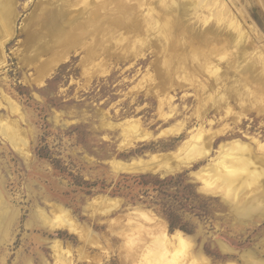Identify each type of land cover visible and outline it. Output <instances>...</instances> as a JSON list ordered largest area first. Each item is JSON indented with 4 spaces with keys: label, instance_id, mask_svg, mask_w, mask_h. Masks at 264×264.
<instances>
[{
    "label": "rangeland",
    "instance_id": "374dc122",
    "mask_svg": "<svg viewBox=\"0 0 264 264\" xmlns=\"http://www.w3.org/2000/svg\"><path fill=\"white\" fill-rule=\"evenodd\" d=\"M152 1H74L69 24L97 9V25L44 75L53 52L26 54L46 1L12 0L15 34L0 47V264H147L163 232L190 242L170 247L173 264H264V0H206L196 14L178 0L182 12L156 27L141 12ZM221 2L232 17L216 19ZM239 25L252 60L235 44Z\"/></svg>",
    "mask_w": 264,
    "mask_h": 264
},
{
    "label": "bare ground",
    "instance_id": "6f19581e",
    "mask_svg": "<svg viewBox=\"0 0 264 264\" xmlns=\"http://www.w3.org/2000/svg\"><path fill=\"white\" fill-rule=\"evenodd\" d=\"M16 1V0H15ZM46 1V4H44L43 2L41 3V5L42 4H44L42 7H40V10H39V12H38V14H37V12H36V15H34V16H36L35 17V19L36 20H39V22H40V26L38 27V28H35L34 30H32V32L29 34V36H28V40H27V42H29V43H32L33 42V46H34V49L32 50V51H30V53H27L26 54V56L27 55H30V56H32V55H38V56H40V55H42L45 51H51V52H53V54H52V56L50 57V58H48V65L46 66V68H43L44 70L42 71V74H46L49 70H53V68H54V66L55 65H57V63L58 62H60L61 60H63V59H66L68 56H69V54H70V52H71V50H72V48H74L76 45H78L79 43H80V41H79V39H78V37H79V32H80V30L79 29H81V30H84L85 29V27L86 26H90V27H93V26H96L97 25V23H95V20L93 19L94 17V15H95V13L97 12L96 10H95V13L94 12H92L91 11V13H89V15H87V17L85 18V19H83V21H82V24L81 23H77V22H75V24H73V25H70L71 23V21H73V19L72 18H70V14H69V8L71 7V6H73V3H74V1H78L77 3H79V1L80 2H84L85 4L86 3H90V2H93V1H96V0H45ZM97 1H99V0H97ZM149 0H146V2H148ZM216 1V0H215ZM108 2V1H107ZM105 3V4H109V3ZM109 2H110V0H109ZM122 2V1H121ZM154 2H157V1H152V3H151V5L150 6H148V10H143V11H141L142 12V15L143 16H145L146 18H150V22L151 23H153L152 24V26L153 27H156L155 26V19H158V18H163L162 16H168L167 17V19L166 18H163V19H166V20H168V19H170V15L172 14L173 16H174V11H175V9L176 10H179L180 11V13L182 12V7L180 6V4H179V2H178V0H162L161 1V9L160 10H158V7L156 6V4L154 3ZM160 2V1H159ZM158 2V3H159ZM187 2V4H186V6L184 7V9L183 10H187V12H189V9L190 10H192V11H194V14H196V13H198V11H202V13H203V10H202V8H203V4L204 3H207L206 2V0H187L186 1ZM103 3H104V1H103ZM110 3H112V2H110ZM123 3V2H122ZM213 3H216V5L218 4L217 3V1L216 2H213ZM14 2H12V0H0V33L1 32H3L4 31V37L2 38L1 36V38L2 39H0V47L4 50V47H5V44H6V40L10 37H12V36H14V34H15V32L12 30V27L10 26V25H12L13 24V19L12 18H16V13H15V10H16V5L14 6ZM105 4H103L104 6H105ZM183 4V3H182ZM223 4V5H222ZM18 5V4H17ZM110 5V4H109ZM113 5V7H116V5L114 6V4H112ZM215 5V4H214ZM213 5V6H214ZM101 6V5H100ZM118 6V5H117ZM121 6V5H120ZM127 6V5H126ZM254 5H252L251 6V8H250V11H251V9H252V7H253ZM98 7V6H97ZM96 7V8H97ZM124 7V6H123ZM123 7H121L122 9H123ZM138 7V6H137ZM159 7H160V5H159ZM188 7H189V9H188ZM210 7V6H209ZM53 8H55V9H53ZM106 8V7H105ZM109 7H107V10H109L108 9ZM117 8H119V7H117ZM208 8V7H207ZM206 8V10H207V12H210L211 14H212V12L210 11V10H208ZM53 9V10H52ZM95 9V8H94ZM101 9L103 10L104 8L103 7H101ZM112 11H114V9L113 8H110ZM106 10V9H105ZM118 10V9H117ZM125 10V9H124ZM128 11H129V9H127ZM90 11V10H89ZM116 11V10H115ZM138 11V10H137ZM205 11V10H204ZM232 10L230 9V10H228L227 9V7L224 5V3H222L221 2V7H219L216 11H215V13L216 12H218V13H220L221 14V17L219 16V14L218 15H216V19H219V18H221V19H223V15L224 14H229V15H231V17H232V12H231ZM77 12V11H76ZM83 12V11H82ZM86 12H87V10H86ZM100 12V11H99ZM136 12V11H135ZM140 12V13H141ZM144 12H146V13H144ZM78 13V12H77ZM110 13H115V12H110ZM125 13V12H124ZM131 13V12H130ZM130 13H125L126 15H123V19H124V21H125V23H126V21L128 20V18H127V15L128 14H130ZM164 13V14H163ZM177 13V12H176ZM179 13V12H178ZM104 14V13H103ZM108 14V13H107ZM121 14V13H120ZM183 14V13H182ZM190 14V13H189ZM67 15H69V16H67ZM160 15H162V16H160ZM198 15V14H197ZM235 14H233V19H236L237 18V16L235 17L234 16ZM80 17V16H79ZM84 17V16H83ZM141 17V16H140ZM199 17V16H198ZM225 17V16H224ZM230 17V18H231ZM252 17L253 18H250V19H253L254 20V14L252 15ZM32 18H33V15H32ZM78 18V17H77ZM108 18H109V15H108ZM111 18H112V16H111ZM114 18V17H113ZM112 18V19H113ZM171 18H172V16H171ZM178 18H179V15H178ZM257 18V17H256ZM81 19V18H80ZM107 19V18H106ZM130 19V18H129ZM162 19V20H163ZM181 19V18H180ZM187 19V18H186ZM205 19V18H204ZM220 19V20H221ZM227 20H228V18H226ZM226 19H224V20H226ZM232 19V18H231ZM232 19V21H234ZM250 19H247V20H249L250 21ZM159 20V19H158ZM172 20H173V18L170 20V22L168 21V24L167 25H165L162 21H161V24L163 23L166 27L168 26L169 27V25H173L175 22H176V20H175V22L174 23H172L171 24V22H172ZM223 20V21H224ZM78 21V20H77ZM165 21V20H164ZM178 21V20H177ZM254 21H256V20H254ZM181 22H182V19H181ZM222 22V21H221ZM220 22V23H221ZM229 22H230V20H229ZM70 23V24H69ZM98 23H100V21H98ZM159 23V22H158ZM157 23V24H158ZM170 23V24H169ZM178 23V22H177ZM187 23V22H186ZM257 23V21L255 22V24ZM107 24V23H106ZM156 24V25H157ZM163 24L162 25H160V23H159V25H160V27H162L163 26ZM176 24V23H175ZM175 24L172 26V27H174L175 26ZM230 24V23H229ZM232 24V23H231ZM240 24V23H239ZM38 25V24H37ZM105 25V24H104ZM121 25H123L122 23H121ZM127 25V24H126ZM179 25H180V22H179ZM233 25V24H232ZM254 25V24H253ZM257 25H259V24H257ZM102 27V25H99L98 26V28L99 27ZM165 26H163L164 28H165ZM206 26H207V24H206ZM100 27V28H101ZM150 28H151V26H149ZM148 27V28H149ZM163 27L161 28L162 30H163ZM236 27V26H235ZM181 28V27H180ZM215 28V27H214ZM213 28V29H214ZM234 28V27H233ZM29 29V28H28ZM95 29V28H94ZM104 29H105V31H107V30H115V27L114 26H111V23H110V25H106L105 27H104ZM153 29V28H152ZM159 29V28H158ZM167 30H168V28H166ZM165 29V30H166ZM175 29V28H174ZM188 29V28H187ZM217 29V28H216ZM215 29V30H216ZM225 29V28H224ZM237 29H239L237 32H233V33H231V35L233 34V37H234V40H235V44L241 49V51L243 52H241L242 54H244V57H248L249 58V60H252L251 58L253 57V55H252V53H254L253 51H255V50H253L252 52H250V49L252 48L253 49V47H256V44H255V42H254V39H253V37L252 36H250L249 35V33L243 28V26L242 25H239V28L237 27ZM92 30V29H91ZM101 30V29H100ZM155 30V29H154ZM166 30V31H167ZM170 30H172V29H170ZM205 30H207V29H205ZM204 30V31H205ZM233 30H236V29H233ZM253 30V29H252ZM87 31V30H86ZM85 31V32H86ZM88 31H90V30H88ZM94 31V30H93ZM99 31V30H98ZM97 31V32H98ZM153 31V30H152ZM158 31V30H157ZM196 31V30H195ZM212 31V30H211ZM221 32H222V30H220ZM220 31L218 32V31H216V32H218V33H220ZM127 32V31H126ZM162 32V31H161ZM164 32V31H163ZM170 32V31H169ZM174 32H175V30H174ZM187 32H189V31H187ZM202 32V31H201ZM81 33V32H80ZM109 33H111V32H109ZM115 33V32H114ZM129 33V32H128ZM168 33V32H167ZM167 33H166V36H167ZM190 33V32H189ZM193 33V32H192ZM229 33V32H228ZM262 33V32H261ZM264 33V32H263ZM262 33V35H264ZM86 34H88V33H86ZM123 34V33H122ZM121 34V35H122ZM170 35H171V38L172 37H174L173 36V34H172V31L169 33ZM175 34V33H174ZM212 34V33H211ZM221 34V33H220ZM224 34V33H223ZM260 34V33H259ZM84 35V34H83ZM96 35V34H95ZM164 36H165V34H163ZM162 35V36H163ZM194 35V34H193ZM215 35V34H214ZM222 35V34H221ZM230 35V36H231ZM262 35H260L261 37H264V36H262ZM161 36V37H162ZM216 36V35H215ZM105 37V36H104ZM168 37V36H167ZM232 37V36H231ZM163 38V37H162ZM167 39V38H166ZM173 39V38H172ZM172 39L170 40V38H169V40H168V42L169 41H172ZM174 39H175V37H174ZM180 38H178V40H179ZM202 39V38H201ZM213 39V38H212ZM220 38H218V40H219ZM233 39V38H232ZM109 40V39H108ZM126 40V39H125ZM184 40V39H183ZM203 40V39H202ZM223 40V39H222ZM230 40V39H229ZM229 40H226V42L225 43H227V41H229ZM234 40H232V44H233V41ZM79 41V42H78ZM131 41V40H130ZM133 41H135V40H133ZM165 41V40H164ZM125 42V41H124ZM166 42V41H165ZM167 42V43H168ZM223 42V41H222ZM26 43V42H25ZM123 43V42H122ZM228 43H230V41L228 42ZM81 44V43H80ZM25 45V44H24ZM173 45V44H172ZM229 45V44H228ZM197 46V45H196ZM195 47V46H194ZM235 47V46H234ZM251 47V48H250ZM126 48V47H125ZM236 48V47H235ZM75 49V48H74ZM138 49V48H137ZM1 50V49H0ZM25 48H23L22 49V51L21 52H25ZM199 50V49H198ZM233 50V49H232ZM122 51V50H121ZM201 50H199V52H200ZM234 51V50H233ZM238 51H240V50H238ZM237 50H236V52H238ZM257 52H258V50H256ZM94 50H92V54L94 55L95 53H97V51L96 52H94ZM259 52H260V49H259ZM49 53V52H48ZM261 53V52H260ZM91 54V55H92ZM194 54V53H193ZM199 54V53H198ZM236 54V53H235ZM239 54H240V52H239ZM239 54L237 55V57H239L240 58V56H239ZM44 55V54H43ZM258 55H259V53H258ZM258 55H256L257 57H258ZM205 56V55H204ZM259 56H262V54H260ZM23 57H24V55H23ZM207 57H209L208 55H207ZM233 57V56H232ZM235 57V56H234ZM263 57V58H262ZM261 58L262 59H264V56H262ZM25 58V57H24ZM40 58V57H39ZM92 58V57H91ZM202 58H204V57H202ZM201 58V59H202ZM199 59V58H198ZM201 59H200V61H201ZM206 59H208V58H206ZM233 59V58H232ZM32 60V59H31ZM90 60V59H89ZM204 60V59H203ZM211 60V59H210ZM237 60H239V59H237ZM254 60V59H253ZM255 60H256V57H255ZM259 60V59H258ZM106 61V60H105ZM208 61H209V59H208ZM234 61H235V58H234ZM263 61V60H262ZM229 62H231V60L229 61ZM236 62V61H235ZM264 62V61H263ZM97 63V62H96ZM99 63V62H98ZM100 63H101V61H100ZM103 63V62H102ZM101 63V64H102ZM106 63H107V61H106ZM105 63V64H106ZM202 63H203V61H202ZM206 63V62H205ZM209 63V62H208ZM207 63V64H208ZM234 63V62H233ZM262 63V62H261ZM105 64H103V65H105ZM231 64V63H230ZM37 65V64H36ZM234 64H232V66H233ZM96 66H97V64H96ZM229 66H231V65H229ZM37 67V66H36ZM105 68V67H104ZM103 68V69H104ZM51 70V71H52ZM98 70H100V68H97V71H96V73L98 72ZM101 70H102V68H101ZM100 70V71H101ZM253 70V69H252ZM258 70V69H257ZM254 71V70H253ZM251 72V71H250ZM94 73V72H93ZM251 74H252V72H251ZM47 75H48V73H47ZM264 76V75H263ZM43 77H45V76H43ZM253 77V76H252ZM251 77V78H252ZM217 78V77H216ZM218 79V78H217ZM255 79H256V77H255ZM253 81H254V79H253ZM244 83V82H243ZM250 83V82H249ZM262 83H264V82H262ZM256 84V83H255ZM251 87H253V86H251ZM261 87H264V84H263V86L261 85ZM263 90H264V88H263ZM238 91V90H237ZM236 92V91H235ZM262 92V91H261ZM243 93V92H242ZM242 93H240V94H242ZM255 93V92H254ZM233 94V93H232ZM237 94V93H236ZM262 95V94H261ZM264 96V95H263ZM262 96V97H263ZM262 97H260V98H262ZM255 98H257V97H255ZM262 99H264V97L262 98ZM254 102V101H253ZM169 131V130H168ZM212 132V131H211ZM191 139V138H190ZM19 140V139H18ZM195 140V139H194ZM15 141V140H14ZM200 141V140H199ZM190 142V141H189ZM192 142V141H191ZM190 142V143H191ZM194 142V141H193ZM192 142V143H193ZM208 142H210V141H208ZM198 143V142H197ZM194 144V143H193ZM234 144V143H233ZM240 144H242V143H240ZM239 144V145H240ZM183 145H187V144H184L183 143ZM189 146L191 145V144H188ZM207 145H209V144H207ZM231 145V144H230ZM244 145V144H243ZM182 146V145H181ZM193 146V145H192ZM205 146V145H204ZM211 146V145H210ZM234 146V145H233ZM236 146H238V145H236ZM241 146V145H240ZM239 146V147H240ZM245 146V145H244ZM206 147V146H205ZM231 147V146H230ZM181 148V147H180ZM187 148H189L188 146H187ZM241 148H242V146H241ZM262 148L264 149V144L262 145ZM182 150H183V147L181 148ZM197 149V148H196ZM195 149V150H196ZM199 149H200V147H199ZM226 149V148H225ZM229 149V148H228ZM193 150V149H192ZM232 150V149H231ZM235 150V149H234ZM185 151V150H184ZM230 151V150H229ZM180 152V151H179ZM183 152V151H182ZM182 152H180V153H182ZM236 151H234L233 153H235ZM253 152V151H252ZM228 152H226V154H227ZM241 153H243V152H241ZM167 154V153H166ZM179 153H177V155H178ZM183 154V153H182ZM236 154V153H235ZM173 155H176L175 153H173ZM181 155V154H180ZM198 155H201L200 153L198 154ZM207 155V154H206ZM230 155H232L233 156V154H230ZM229 154H228V156H230ZM170 156V155H169ZM221 156V155H220ZM232 156L231 157H229V158H232ZM235 157H236V155H234ZM244 156V155H243ZM250 156V155H249ZM163 157H164V155H163ZM162 157V158H163ZM167 157V156H166ZM174 157V156H173ZM196 157V156H195ZM200 157V156H199ZM204 157V156H203ZM245 157V156H244ZM156 158H158V157H156ZM155 158V159H156ZM160 158H161V156H160ZM160 158H158V159H160ZM181 158V157H180ZM180 158H179V156H178V160H180ZM189 158V157H188ZM201 158V157H200ZM226 158V157H225ZM255 158V157H254ZM191 159H193V158H191ZM241 159H242V157H241ZM249 159V158H248ZM149 160V159H148ZM185 161L187 160V159H184ZM184 160H183V162H184ZM190 160V159H189ZM188 160V161H189ZM246 160V159H245ZM251 160V159H250ZM256 160V159H255ZM156 161H157V159H156ZM159 161V160H158ZM169 161V160H168ZM171 161V160H170ZM191 161V160H190ZM221 161V160H220ZM234 161V160H233ZM239 161H240V156H239ZM253 161V160H252ZM252 161H240V162H243V163H249V162H252ZM141 162V161H140ZM142 162H144V161H142ZM154 162V161H153ZM182 162V163H183ZM225 163V161L224 160H222V163ZM227 162V161H226ZM163 163V162H162ZM171 163V162H170ZM177 162H175V164H176ZM184 163H186V162H184ZM254 163V162H253ZM256 163V162H255ZM135 164H137V163H135ZM145 164V163H144ZM149 164V163H148ZM165 164V163H164ZM226 164V163H225ZM229 164V163H228ZM232 164V163H231ZM236 164H238V163H236ZM251 164V163H250ZM120 165H122V164H120ZM140 165V164H139ZM142 165V164H141ZM161 165V164H160ZM159 165V166H160ZM233 165V164H232ZM249 164H247V165H245V167L246 166H248ZM253 165V164H252ZM130 166V165H129ZM134 166V165H133ZM152 166H153V164H152ZM179 166V165H178ZM218 166V165H217ZM237 166V165H236ZM239 166V165H238ZM258 166V165H257ZM125 167V166H124ZM137 167V166H136ZM142 167H144V166H142ZM161 167V166H160ZM163 167V166H162ZM161 167V168H162ZM215 167H216V165H215ZM221 167V166H220ZM226 167H228V166H226ZM234 167V166H233ZM242 167H243V165H242ZM254 167V166H253ZM263 167V166H262ZM126 168V167H125ZM154 168V167H153ZM164 168V167H163ZM167 168V167H166ZM244 168V167H243ZM136 169H138V167L136 168ZM141 169V168H140ZM146 169V168H145ZM171 169V168H170ZM210 169V168H209ZM215 169V168H214ZM216 169H218V168H216ZM226 169V168H225ZM240 169V168H239ZM245 169H247V168H245ZM127 170V169H126ZM133 170H134V168H133ZM160 170V169H159ZM172 170V169H171ZM241 170H243V169H241ZM248 170V169H247ZM253 170H254V168H253ZM163 171V170H162ZM161 171V172H162ZM168 171H169V169H168ZM254 171H256V170H254ZM264 171V170H263ZM228 172H229V178H227V180H226V178H225V181L227 182V184H228V188H230V187H232L231 189H232V191H233V186H235V185H233V184H235V183H237V182H235L234 183V181H233V178L231 177V176H233L234 174H235V170H233V169H228ZM228 172H225V174L226 173H228ZM252 172V171H251ZM238 173V172H237ZM243 173V172H242ZM165 174H166V172H165ZM210 174V173H209ZM224 174V173H223ZM223 174H222V176H223ZM248 174V173H247ZM228 175V174H227ZM240 176V175H239ZM238 176V177H239ZM251 176H253V175H250V177ZM263 176V175H262ZM247 177H249V176H247ZM240 178V177H239ZM241 178H242V176H241ZM216 179V178H215ZM244 179V178H243ZM246 179V178H245ZM244 179V180H245ZM236 180H238V179H236ZM223 181H224V179H223ZM224 181V182H225ZM240 181V180H239ZM242 182V181H241ZM240 183V182H239ZM247 183V182H246ZM237 185V184H236ZM239 185V184H238ZM210 186L212 187V185L210 184ZM243 186V185H242ZM210 188V187H209ZM213 190V189H212ZM228 191V190H227ZM244 192V191H243ZM251 194V193H250ZM236 199V198H235ZM97 201V200H96ZM102 204V203H101ZM56 207V206H55ZM140 211V210H139ZM142 211V210H141ZM58 212V211H57ZM147 212V211H146ZM139 213V212H138ZM145 217H143V218H147L148 220H153L154 221V219L150 216V215H148V214H143ZM143 215H140L139 214V216H143ZM60 220H61V218H60ZM65 220H67V219H65ZM117 220V219H116ZM115 220V221H116ZM64 221V220H63ZM48 222V221H47ZM68 222V221H67ZM149 224V223H148ZM164 224V223H163ZM65 226H66V224H64ZM74 225V224H73ZM76 225V224H75ZM132 225V224H131ZM74 227H76V226H74ZM137 227V226H136ZM148 227V226H147ZM151 227V226H150ZM73 228V227H72ZM77 228V227H76ZM156 228V227H155ZM135 229V228H134ZM139 229V228H138ZM151 229H153V227L151 228ZM74 230H76V229H74ZM136 231V230H135ZM79 232V231H78ZM77 232V233H78ZM155 232V231H154ZM157 233V232H156ZM164 234H161L160 236H158V237H156V239H157V242H158V245H159V247H161L162 248V254H160V255H158V256H154L155 258H148L147 256H146V254H148L149 255V253L148 252H150L148 249H147V251L148 252H143V254H144V257L142 258V260H145V262L148 264V262H149V264H168V262H169V264H173V259H174V257H175V252H177V249H174L175 250V252H173V253H175V254H171V256H170V258H172L171 260H169L168 259V251H169V249L171 250V248L170 247H174V245H177V246H186V245H188L189 243H188V239H186L185 238V236H183L182 234H175L174 236H172L171 238H168L167 239V237H166V234H165V232H163ZM134 234V233H133ZM140 235V234H139ZM151 235V234H150ZM83 237V236H82ZM161 238H164L163 240L161 239ZM134 241V240H133ZM145 241V240H144ZM156 242V243H157ZM55 245V244H54ZM147 245H150V244H147ZM152 245V244H151ZM57 247V246H56ZM143 248H145L144 246H143ZM165 249V250H164ZM64 250V249H63ZM185 250V249H184ZM56 252V251H55ZM185 252V251H184ZM150 253H152V252H150ZM156 253V252H155ZM186 253H187V250H186ZM185 253V254H186ZM183 255V254H182ZM190 255V254H189ZM199 255V254H198ZM146 256V257H145ZM140 257V256H139ZM187 257V256H186ZM192 258H194V257H192ZM136 260H137V258H136ZM191 260V259H190ZM248 260V259H247ZM192 261V264H211L210 262H209V260H200V259H198L197 258V261H195V259L194 260H191ZM190 261V262H191ZM144 262V261H143ZM188 262V261H187ZM249 262H250V260H249ZM189 264V263H188ZM251 264V263H250Z\"/></svg>",
    "mask_w": 264,
    "mask_h": 264
}]
</instances>
